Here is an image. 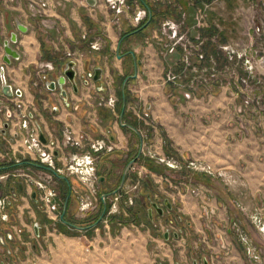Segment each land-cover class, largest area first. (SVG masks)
Returning a JSON list of instances; mask_svg holds the SVG:
<instances>
[{"label":"crops","instance_id":"obj_1","mask_svg":"<svg viewBox=\"0 0 264 264\" xmlns=\"http://www.w3.org/2000/svg\"><path fill=\"white\" fill-rule=\"evenodd\" d=\"M29 1L0 0V69H4L7 84L14 91H20V97L28 102L31 120L47 143L60 142L61 131L68 127L77 136L84 135L88 140L107 139L114 145L113 151L104 154L97 164L99 191L101 195H108L107 201L119 187L126 165L138 156V131L143 127L138 116L143 110L149 112L151 145L159 155L205 162L217 171L230 173L233 183L229 190L243 205H259L264 201V131L250 129L241 135L237 119L228 111L227 93L221 92L218 97L193 96L187 100L185 90L164 84L165 72L181 67L182 53L177 48L172 54L164 55L159 37L164 38L157 25L150 22L143 33L145 43L140 37L129 48L126 40L120 46L119 43L121 31L129 22L128 16L134 11L132 6L130 11L117 16L109 10L106 0H94L93 7L86 0H45L46 27L43 28L38 18L29 19ZM176 5L184 12L180 21L186 31H194L195 3L177 0ZM86 20L98 27L99 35L94 28H88ZM85 31L91 40L101 35L100 50L81 48L80 35ZM12 34L16 35L17 42L10 43V47L19 58H10V64H5L4 45ZM129 51L138 61L137 77L125 87L131 98L123 122L136 132L120 126L121 112L116 108L101 105L104 98H113L118 103L122 83L117 79L133 73V61L131 56L127 61L128 55L117 58V52L123 55ZM67 52L75 53L78 58L75 66L78 91L75 93L66 84L64 101L58 87L50 90L40 78L45 73L48 82L57 81L66 63L54 61ZM48 64L51 70L45 68ZM98 68L102 69L101 80L89 82L87 76L93 77ZM5 125L0 116V160L19 146ZM57 157L60 159L61 153ZM140 163L149 173L120 227L111 224L113 221L108 226L100 223L83 230L65 227L70 232L65 235L57 232L55 223L48 222L37 209L38 202L32 198L31 189L21 183L16 187L7 186L17 199L8 206L11 230L8 224L0 222V248L6 252L0 257V264H14L11 252L25 249L27 256L19 264H246L230 230L234 210L231 205L219 203L217 198L208 200L207 205L215 209L216 216L207 225L201 211L202 202L178 194L175 186L181 180L180 172L167 170L146 158ZM23 167L34 174L42 171L34 161ZM54 185L58 193L56 202L63 205L67 194L65 214L68 219H75L78 203L70 188L81 190V186L74 178L62 177H55ZM178 215L184 218L183 233L175 237L176 232L172 231L165 239L167 226L179 225ZM14 228L20 230L25 241H18ZM247 229L260 243L254 229ZM261 245L264 257V245ZM31 248L33 254L41 249L43 257L31 258Z\"/></svg>","mask_w":264,"mask_h":264},{"label":"rangeland","instance_id":"obj_2","mask_svg":"<svg viewBox=\"0 0 264 264\" xmlns=\"http://www.w3.org/2000/svg\"><path fill=\"white\" fill-rule=\"evenodd\" d=\"M135 1L137 0H127V4L132 6L134 5ZM191 1L195 3V10H194L195 23L193 29L194 31L188 33L186 31L184 24L180 22V20H182V18H184L185 15L184 12L179 8L177 9V16L171 15L169 16V18L168 16H166L167 18L165 17L159 19L157 24L154 25V26L157 25V29H159L160 31L161 28L160 23H162L163 21L169 19L171 21L173 20L176 21L177 19H179L177 20L180 23V27L178 31L181 34H185L193 44L198 45L199 52L203 53L204 55V58L200 61L197 60L195 57H191L190 69L194 67L197 70V72L194 73L190 70L188 72L186 71L182 79L180 80V84L185 85L187 81H190L194 77V75H196V78L199 77H201L202 79L206 78L207 81L209 79L208 83H202V84L195 83L194 89H190L192 92V97L204 96L207 94H210L213 97L216 96L218 97L221 92L227 93L228 96L227 103L229 106L228 111L231 114H233L234 117L237 119L238 129L239 132H241V135L243 134L246 135L250 129H259L260 131L261 130L264 131V0H199L200 2H197L196 0H191ZM169 3H171V0H164L163 5H167ZM28 9H29V19L33 20L31 19L32 18L31 9L29 5H28ZM198 9L202 10V14L206 22L205 26L199 25L196 21V14ZM122 14L124 13H120L119 15ZM37 18L40 21L39 22L40 25L43 28H45L46 24L43 20V14L42 16ZM129 22L126 25V28L123 31H121V34L126 31H129L132 28H136L141 23L140 22L139 24L134 25L132 24L130 19ZM83 34H86L85 39L82 38ZM88 34L89 33L87 31L82 32L79 41L86 42L87 40H89L87 36ZM140 37L144 39V34H142ZM140 37L132 35L129 37L128 40H126L125 43H127V46L129 47L131 43L140 41ZM142 38L141 40H143ZM163 38L165 42L167 39L166 37ZM96 39H99V43H100L99 50L101 49L103 44V39L100 35L99 37L93 40L90 39V41L88 42L89 50H93L90 48V43L96 41ZM143 42L145 43V39L143 40ZM68 53L71 52H67L63 56L68 58L67 56ZM172 53H168L167 51H164V55H168ZM208 56L210 57L207 59ZM181 66H182V62H181ZM210 66L212 67V71L210 72L209 75L208 73H205L206 74L205 75L204 72H202V68H207ZM168 71L174 72L175 74L180 73V70L177 71L167 70L165 74ZM40 80H42V78H40ZM170 85L173 88L175 87L182 88L183 90H185V92L189 91V89L181 87L178 83L170 84ZM34 86L37 87L36 84H34ZM30 89H31V84H30ZM11 98H14V96ZM20 100L25 105V111L30 113L31 107L29 106L28 102L23 98H20ZM107 100L106 98L102 99L101 105L103 104L105 105L107 103ZM4 101L6 104L10 103L13 105V102L7 100L6 98L4 99ZM114 108H116V104ZM144 111L146 110H143L141 113H143ZM3 119L7 123L5 117H3ZM11 152H8V156L11 157V160L8 159L9 157L4 156V158L0 160V162H4L5 164L14 163ZM15 152H16L15 153L16 157L19 158L21 161L26 160L23 159V157L20 156L17 151ZM166 157H173L176 160L183 163V165H185L184 162L186 161H195V160H183L181 158H176L174 156H166ZM195 162L205 163L201 161H195ZM162 166L165 167L167 170H172L164 165ZM16 168L18 167H14L13 169ZM21 168L23 169V171L28 172L26 167L21 166ZM211 168L213 173L212 175L200 171H192L187 168H183L182 170H177L178 172L181 173V180L175 186L179 190L178 194L179 195L186 194L202 202L201 211L203 213V219L205 220L207 225L212 224V219L216 216L215 209L207 205L208 200L217 198L219 203L221 202L224 204L226 203L227 205H231L234 208V210L232 211L233 213L231 218L233 220L230 223V230L234 235L237 244L240 246L243 252L246 264H248L247 258L245 256L243 247L241 246L240 242L237 240L236 235L234 234V230H233L234 225L244 230L248 238L252 241L253 245L260 252V256L262 258V264H264V257L261 248L262 246L261 244L264 245V237L257 231V229L253 226V224L250 221V216L255 213H258V215L264 222V201H261L260 202L261 204L259 205L257 204L250 206L243 205V203H241L239 200H237L232 196L229 190V188L233 183L232 175L230 173H226L225 171H217L212 166ZM172 171H176V170H172ZM29 173L31 174V171H29ZM219 174H223V176H220ZM18 183H22V182L15 180L8 181L6 183L0 182V192L2 194L9 196L12 199L11 202H15L17 196L16 197L14 195L12 196L11 193L8 191L7 186L11 185L12 187L13 186L16 187ZM53 186L55 187V185ZM191 190L192 191L194 190V196H192V194L190 193ZM26 196L29 197L30 195H26ZM174 199L176 200L175 197ZM109 201L110 200L107 201L106 199V203L108 206H109ZM38 210L42 212L40 209ZM124 211L126 215L123 214L124 212L122 208L120 213L112 215L109 218V224L112 222V218H113V223L111 224H116L119 227L124 225V223H121V219L127 218V209ZM43 214L46 216L48 222L55 223L54 228L56 229L57 232H59L57 226L60 224V221L57 220L52 221L48 219L45 213ZM86 218L82 220H85ZM10 219L11 218L9 215V220L5 222L6 224H8L7 226L9 230H11L12 228L9 223ZM75 219L80 220L76 216ZM179 225L169 224L167 226L170 228L169 233H172V231H175L179 235L183 233V230L186 226L184 224V218L182 216ZM172 227L173 229H171ZM248 227H252L254 231L258 234L260 238V243L248 231L247 229ZM13 232L16 236H18L19 242H22L24 240L20 230L14 228ZM67 233L70 234L69 231ZM67 233L66 234L63 233V234L67 235ZM41 247H43V242H41ZM25 251L26 249L23 251L18 250L17 252L14 253L11 252V255L14 256V260L12 261V263L19 264L22 257L27 256V254L24 255ZM39 251H41V253ZM33 253L34 250L31 248V258L35 256L40 258L43 257V252L41 249H38V251L35 254ZM5 254H6L5 249L0 248V257L3 258ZM38 264H43V263L41 262Z\"/></svg>","mask_w":264,"mask_h":264},{"label":"built area","instance_id":"obj_3","mask_svg":"<svg viewBox=\"0 0 264 264\" xmlns=\"http://www.w3.org/2000/svg\"><path fill=\"white\" fill-rule=\"evenodd\" d=\"M153 1L164 3V0ZM29 2L31 17L37 18L42 16L46 5L45 0H30ZM106 3L108 8L113 10L116 15L125 13L126 10L128 12L131 8V5L127 4V0H106ZM133 6L134 12L128 18L132 24L137 25L147 16V10L137 1H135L132 7ZM196 21L201 26L206 25L202 10L200 9L197 10ZM180 22L183 23V21ZM179 27V22H173L171 20H165L161 23L160 34L167 39L164 42V40L159 37L163 51L172 53L179 48L182 51L181 62L183 66V69L179 74H175L171 71L164 74L163 83H178L181 87L189 89V91H186L184 94V98L189 100L192 98V92L190 89H194L195 83H208L209 79L207 81L206 78H196V75H194V77L190 81H187L185 85L180 84V80L186 71L188 72L190 70L194 73L197 72L194 67L190 69L191 57H195L200 61L204 58V55L199 52L198 45L193 44L185 34H181L178 31ZM82 38L85 39L86 34H83ZM99 47V39L90 43V48L93 50H99ZM75 55V53L67 54L68 58L77 61L78 58ZM211 71V66L202 68L204 74L208 73L209 75ZM87 80L91 82L92 76L88 75ZM5 98L13 102L14 106L10 103L6 104L4 101ZM20 98L21 97L17 96H14V98L0 96V114L5 117L12 135L15 136L14 143H19V146L17 147L19 149H12L11 152L12 159L14 160L13 164H21L22 162L16 157L15 151H17L23 159L29 160L30 158V161H34L38 164L42 168V171L38 174L32 172L30 174L29 168H26L28 172L23 171L21 166H18L16 169L10 168L6 171L0 172V182L6 183L13 180L21 181L22 185L24 184L26 188L31 189V192L33 191V193H36L38 209L45 213L48 219L52 221H60L63 205L62 203L59 204L56 202L58 194L53 186L54 178L62 177L66 180L74 178L82 188L81 190L70 188L71 192L76 196L78 203L76 217L82 220L98 212L102 206L103 199L101 198L102 195L99 191L97 164L104 154L113 151L114 145L107 139L88 140L84 135L77 136L68 127L63 128L61 131L60 142L42 143L40 140V132L31 120V114L25 111V105ZM115 103V99L109 98L105 105L114 109ZM138 117L143 124L142 129L138 131V156L148 158L155 164L164 165L167 168L176 171L187 168L192 171H200L209 175L213 174L211 166L206 163L186 161L184 162L185 165H183V163L173 157L159 155L150 142L149 128L151 127V122L149 121L148 111L140 113ZM64 150L67 151V154L66 152L64 153ZM71 150L74 151L72 152ZM58 153H61L60 159L57 157ZM4 156L9 157L8 153ZM4 156H2V159ZM8 159L11 160V157ZM58 160H60V164L57 163ZM147 174L148 171L143 164L139 162L130 164L122 188L109 197L110 201L108 209L105 215L101 218V223L103 225L108 226L109 218L112 215L120 213L121 208L124 212L123 214L126 215L124 210H128L135 204L142 181ZM219 175L223 176V174ZM31 192L28 195H31ZM190 193L194 196V190H191ZM11 200L12 199L9 196L0 192V221L3 223L9 220L7 209ZM250 221L257 231L264 237V222L258 213L251 215ZM171 229H173V227ZM233 230L237 240L243 247L248 264H262L260 252L253 245L244 230L235 225L233 226ZM166 231L169 232L170 228L167 227Z\"/></svg>","mask_w":264,"mask_h":264},{"label":"water","instance_id":"obj_4","mask_svg":"<svg viewBox=\"0 0 264 264\" xmlns=\"http://www.w3.org/2000/svg\"><path fill=\"white\" fill-rule=\"evenodd\" d=\"M86 3L93 7L95 5V1L94 0H86ZM151 22V15L149 14L148 15V18L146 20V22L137 30V31H140L142 30L143 28H145L149 23ZM124 40V38L121 39L120 43H119V46L121 44V42ZM17 42V38H16V35L15 34H12L11 38L9 41L5 42V45H4V51H5V58H4V63L5 64H10V58H13V59H18L19 58V55L17 54V52L15 50H13L11 47H10V43H13L15 44ZM126 55H130L132 57V61H133V73L131 75H128L125 77V79L123 80L122 84H121V94H122V111L120 113V117H119V123H120V126L124 127V128H127L133 132H136V130L128 125V124H125L123 122V112H124V109H125V106H126V101H125V87H126V84L129 80H133L137 77V65H138V61L136 60L135 58V55L132 51H129L123 55L119 54V52H117V58H122ZM75 66H76V63L73 61V60H70L68 61L66 64H65V68L63 70V73L62 75L57 79L56 82H46V85L48 86V88L50 90H55L56 87H58L59 91H60V96L61 98L65 101L67 99V96H66V90H65V85L66 84H69L71 85L73 91L76 93L78 91L77 89V84H76V70H75ZM101 77H102V69L101 68H98L94 71V75L92 77L93 81L94 82H99L101 80ZM0 81H1V92L4 96L8 97V98H11L13 96H17V97H20L21 96V92L18 91V90H13L12 87L7 84L6 80H5V77H4V69L2 68L0 70ZM8 127V124L6 123L5 125V128ZM40 140L42 143H46V139L43 137V135L40 133ZM134 161V160H133ZM132 161V162H133ZM128 163L126 165V167L124 168L123 170V174H122V177H121V180H120V184H119V187L117 188L116 191L112 192V194H115L116 192H118L122 186H123V183H124V179H125V176H126V172H127V169L128 167L130 166V164L132 163ZM108 197L107 194H103L101 196V198L103 199V202H102V206L103 208L105 209L106 208V201L105 199ZM32 198H36V193L34 192L32 194ZM66 207H67V202L65 201L63 203V206H62V212H61V218L64 217L65 215V212H66ZM155 208V206H154ZM158 212L161 213V211L159 209H156ZM86 228H90V227H75V229H79V230H83V229H86ZM175 237H178V234H174ZM169 237V232L166 231L165 234H164V238L165 239H168Z\"/></svg>","mask_w":264,"mask_h":264},{"label":"trees","instance_id":"obj_5","mask_svg":"<svg viewBox=\"0 0 264 264\" xmlns=\"http://www.w3.org/2000/svg\"><path fill=\"white\" fill-rule=\"evenodd\" d=\"M137 1L142 7H144L147 10V16L136 28H132L129 31L122 33L121 39L124 38V40H128L129 37L132 35L140 37L143 34L144 29L146 27L140 31H137V30L146 22L149 14L151 15V23H150L151 25H155L159 21V19L165 18L166 16H168V18L171 15L177 16V6H176L177 0H171V3H169L167 5H163L159 2L151 3L148 0H137ZM196 1L200 2L199 0H196ZM162 6H163V8H162ZM85 22H86L88 28H94L96 31V34H98V31H97L98 27L95 24H93L92 22H90L88 20H86ZM89 41H90V39L87 40L86 42L80 41L79 45H81V48L88 49V42ZM209 57L210 56H208L207 59ZM127 60L128 61L130 60L129 55L127 57ZM68 61H69V58L61 56L60 58L56 59L54 61V63L55 64H65ZM207 62H208V60H207ZM182 69H183V66H181L179 68L180 71ZM126 76H127V74H124V76L118 78V81L120 84L123 82V80L125 79ZM118 97H119V101L116 104V111L121 112L122 111V94L120 91L118 92ZM130 98L131 97H130L129 93H127L125 91L126 106H125L123 114H125L126 107L130 103ZM25 165H31V161L26 159V160L22 161L21 164H13V163L12 164H5L4 162H0V172L6 171L10 168H14V167H18V166H25ZM65 201L68 202V195L67 194L64 195V202ZM107 209H108V205L106 203L105 209L103 208V206H101L100 209L98 210V212L90 215L85 220L68 219L66 217V214H65L64 217L60 219V224L57 226V229L59 230V232H61V233L63 232L66 234L67 232L64 229L65 227L75 228V227H93V226H96V225L101 223V218L105 215ZM178 219L179 220L181 219L180 215H178ZM112 221H113V218H112ZM121 223H124V219H121ZM179 224H180V221H179ZM179 227H180V225H179ZM68 234L69 233H67V235Z\"/></svg>","mask_w":264,"mask_h":264},{"label":"flooded vegetation","instance_id":"obj_6","mask_svg":"<svg viewBox=\"0 0 264 264\" xmlns=\"http://www.w3.org/2000/svg\"><path fill=\"white\" fill-rule=\"evenodd\" d=\"M121 43H122V42H121ZM129 56H130V55H129ZM70 60H73V59L69 58V61H70ZM73 61L76 63L75 60H73ZM2 68H3V67H2ZM2 68H1V69H2ZM45 68L48 69V70H51V69H52L51 65H49V64L46 65ZM1 69H0V70H1ZM41 78H42L44 84H45L46 82H48V79H47L46 74H42ZM54 82H56V81H54ZM48 83H49V82H48ZM1 95L4 96L2 93L0 94V96H1ZM0 116H2V115L0 114ZM143 159H144V158H143ZM141 160H142V157H141V156H137V158H136L132 163H137L138 161H139V163H140ZM132 163H131V164H132ZM141 164H143V163H141ZM143 165H144V164H143ZM144 166H145V165H144ZM144 179H145V178H144ZM144 179H143V180H144ZM141 185H142V184H141Z\"/></svg>","mask_w":264,"mask_h":264}]
</instances>
